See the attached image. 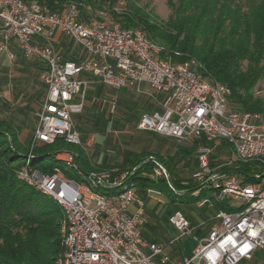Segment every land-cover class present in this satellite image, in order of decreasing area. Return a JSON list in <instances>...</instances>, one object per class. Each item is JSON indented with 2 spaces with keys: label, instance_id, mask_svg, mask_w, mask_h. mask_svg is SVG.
Returning <instances> with one entry per match:
<instances>
[{
  "label": "built area",
  "instance_id": "obj_1",
  "mask_svg": "<svg viewBox=\"0 0 264 264\" xmlns=\"http://www.w3.org/2000/svg\"><path fill=\"white\" fill-rule=\"evenodd\" d=\"M124 6L119 2L113 12L107 8L94 12L91 6L68 4L52 12L37 2L0 0V56L6 53L10 61L15 60L10 50L14 45L25 59L35 57L46 68L41 75L45 95L36 112L37 125L26 168L19 178L53 199L63 211L62 251L56 264L170 262L164 246L147 241L143 235L149 223L146 199L165 205L161 190L148 188L142 198L131 185L113 194V189L128 183L125 175L114 180L108 171L87 175L68 151L56 153L61 167H55L52 175L30 167L39 144L64 140L85 152L94 147L95 136L82 142L74 116L85 111L95 83L116 92L132 88L142 92L141 86L147 84L154 92L147 93L163 111L145 114L139 131L155 133L177 144L194 140L209 144L197 152L199 168L192 180L201 189L193 196L206 188L211 191V199L199 201L198 207L215 201L226 210H219L215 215L217 223L207 229L203 224L193 225L179 210L170 216L169 223L178 233L171 245L195 231H205L202 238L194 237L198 246L193 255L177 264H255L257 254L264 250V115L232 111L231 90L206 78L195 58L180 63L164 59L166 48L144 30L123 28L114 14L122 15ZM61 36L69 40L68 49L81 48L87 57L66 60L58 45ZM156 94L163 95V99L160 101ZM97 103L101 108L108 107L110 115L117 110L114 102L107 106L104 98ZM223 140L230 146L232 157L223 165L215 161L212 166L213 152L224 146ZM153 162L151 178L166 180L169 188L178 193L168 170ZM243 166L248 167L247 173L237 174ZM65 171L74 177H68ZM245 177L253 182L245 183ZM187 185L182 182V186ZM133 204L137 207L131 212Z\"/></svg>",
  "mask_w": 264,
  "mask_h": 264
},
{
  "label": "trees",
  "instance_id": "obj_2",
  "mask_svg": "<svg viewBox=\"0 0 264 264\" xmlns=\"http://www.w3.org/2000/svg\"><path fill=\"white\" fill-rule=\"evenodd\" d=\"M25 1L37 2L52 12L60 11L68 4L91 6L94 12L105 8L113 12V7L123 2L122 15L114 14L123 28L144 30L151 39L166 48L164 59L180 63L195 58L202 65L206 78L231 90L232 111L264 115V96L255 92L264 76V0H168L171 13L166 22L157 21L151 12L139 6L137 0ZM83 7L84 16L88 17ZM188 144L193 145L188 148L185 146ZM222 144L228 145L225 140ZM204 145L209 144L194 140L178 144L174 156L164 158L150 154L146 161L140 155L126 154L113 163L105 158L97 165L92 163L89 152L82 147L58 140L51 145L39 144L33 152L30 167L42 174L52 175L55 167H61V162L55 158L56 153L68 151L75 155L87 175L97 168L113 170L116 172L112 180L126 173L128 182H140L136 186L143 190H161L160 183L167 184L166 180L157 182L143 176L152 174L155 160L170 173V181L178 192L175 195L191 197L201 186L194 184L192 178L183 180L182 163ZM29 152L30 149L21 140V131L0 116V264H56L62 251L63 211L51 205L49 197L45 198L19 178L26 168ZM211 163L215 165L212 158ZM247 170L248 167L243 166L237 173H247ZM225 172L231 174L232 170ZM65 174L74 177L71 172L65 171ZM184 181L188 182L187 186H182ZM251 182L252 179L245 177V183ZM170 199L171 203L175 202ZM213 203L218 211L226 210L222 204ZM164 206L167 207L164 218L170 225L169 218L175 211H170L168 203ZM197 233L203 235L205 231L202 229Z\"/></svg>",
  "mask_w": 264,
  "mask_h": 264
},
{
  "label": "rangeland",
  "instance_id": "obj_3",
  "mask_svg": "<svg viewBox=\"0 0 264 264\" xmlns=\"http://www.w3.org/2000/svg\"><path fill=\"white\" fill-rule=\"evenodd\" d=\"M137 1L139 6L144 7L147 9V11L151 12V14L157 21L166 22L169 19L171 11L168 6V0ZM67 42L70 43L69 40H67ZM72 51L73 53H71ZM69 54V61H79L80 59L87 57V53H85L83 49L76 48L75 46L74 48L72 47ZM5 56V54L2 55L0 63V89H2V95L0 96V108L5 101L9 100V97L12 96V94L15 95L17 97V101L14 103V105H19V103H17L19 101L23 102V104L20 107L17 106L13 109L15 113L12 111V108L6 107L9 108L7 110L11 111L8 116L6 115V117L11 116L13 118L14 113L15 116L26 120L25 122L27 123V127L29 128L31 127V124L37 123L35 106L40 103L42 93L36 94L35 98L32 101L28 102L31 94L28 93L27 90L29 87L27 86L31 84H27V80L23 82L11 81L10 69H4L1 65ZM25 60L31 66H33L39 59L31 57ZM111 62L114 63L113 60H111ZM141 90L142 92H138L137 89L132 88L122 89L118 92L113 90L107 91L106 96H103L105 97L104 100L106 101L107 106L110 103L114 102L117 107V110L113 115H110L108 107H106L104 111H101V108L97 103L90 109L89 112H83L80 115L74 116L75 121L77 122V129L84 141H86L89 135H96V148L94 147V150L89 149L88 153L93 162H101L105 158H107L110 162H115L118 158H121L126 154L140 155L139 157L142 158V160L147 161L149 159L148 155L150 154H153L155 156L172 155V153L177 149L176 144L171 143L170 140L162 136L149 131L138 130V125L141 118L145 114L150 113L152 107L156 105L154 99L151 98V94L147 93H154L153 90L147 84L142 85ZM255 92L259 96H264V76L258 82L255 88ZM156 97L159 100H162L164 96L161 94H156ZM21 98H25V101L20 100ZM91 100L92 98L89 95L87 98V103H90ZM81 117L86 120V122H83ZM29 136H31V134H29ZM31 141L32 140L30 139L28 144H31ZM192 145L193 144H188L185 146L191 148ZM28 148H30V145L28 146ZM197 152H195V154L190 156L188 160L182 163L183 180H189L190 178H192V174L194 173V171L199 168L198 160L196 157ZM231 157V148L227 145L217 150L215 149L212 159L216 161V164L223 165L228 162ZM135 170H137V168ZM106 171V169L97 168L93 173H102ZM109 171L112 173L116 172L113 170ZM122 175L127 176L126 173L119 176ZM151 175L147 174L146 177L151 178ZM139 183L140 182L138 181H129L126 185L113 189L111 193L118 194L125 191L127 187L134 184V186L136 187L135 190H137L138 193L143 194L145 193L146 189L143 190L142 187L136 186L139 185ZM168 187L169 186H167V184L160 183V189L163 193V199L166 204L168 203L170 211H181L192 221L193 224L197 226L203 224V229H207L210 227V225L217 223L215 215L219 211L214 204H206L202 208L198 207L199 201L211 199L210 190L204 188L197 196L192 195L191 197H183L180 194L175 195V193L171 192ZM170 198H172V200H175V202L171 203ZM48 199L51 205L58 206V204L53 199ZM151 200L152 199L150 198L147 199L146 205L148 207V205L152 204L154 210L152 211V214H150V225L145 228L144 236L145 239L149 241L159 242L161 245L166 247L165 249L168 253L172 248V239L177 236L178 233L165 221L164 216L167 211V207ZM204 234L199 235L195 231L192 235L182 237L180 242L185 245L188 253L191 254L194 248L198 246V241H196L194 237L198 236L200 239L204 236ZM192 255H190L189 257H191ZM261 263H264V250L260 251L257 254V260L255 264Z\"/></svg>",
  "mask_w": 264,
  "mask_h": 264
},
{
  "label": "crops",
  "instance_id": "obj_4",
  "mask_svg": "<svg viewBox=\"0 0 264 264\" xmlns=\"http://www.w3.org/2000/svg\"><path fill=\"white\" fill-rule=\"evenodd\" d=\"M58 41H59V44H58L59 45V48L61 49L62 53L64 54L66 60H68V56L71 53H73V51H72L69 54V52H70V49H68L69 43L67 42V40L63 36L59 37V40ZM10 50L15 54V56H16L15 60L10 61L8 59V57H7V54L6 53H3L6 56L3 59L1 65H2V67L4 69H8V68L10 69V76H11V81L12 82H21V81L23 82V81H26L27 80V84H29V83L31 84V85L27 86V87H29L27 91H28L29 94H31L30 97H29V101L28 102L32 101L35 98V95L36 94L42 93L40 103H38L35 106L36 107V112H37L38 108L40 107V105L42 103V100L44 98V95H45V86H44L43 81L41 80V75L44 73V71L46 69L45 68V65L41 61L37 60L35 62L36 64H34L33 66H31L25 60V58L22 56V54L17 49V47H15L14 45H12V46H10ZM2 55L0 56V63H1V57H2ZM22 73H24V74H22ZM1 91H2V89H0V96L2 95ZM107 91H109V90H105L104 88H102L101 85H99L97 83L92 84L91 85V88H90V92H89V95L91 96L92 100L90 101V103H87V107H86L84 113L85 112H89L90 109L97 104L98 99L105 98L103 96H106V92ZM20 100L25 101V98H23V99L21 98ZM16 101H17V97L12 94V96L9 97V100L8 101H5L4 104H2V106L0 108V110H1L0 111V116L7 118L10 121V123L17 130H20L21 131V140L25 144V146L28 147L30 145V143L28 144V142H29L30 139L32 140L33 131H34L37 123L36 124H31V127L28 128L27 127V123L25 122L26 120L15 116V114H14L15 111H13V109L16 108L17 106L20 107L23 104V102L19 101V102H17V103H19V105H14V103ZM155 104L156 105L153 106L152 109L150 110V113L151 112H156V111L157 112H162L163 111V108L159 104H157V103H155ZM6 107L12 108V111L14 112L13 113V118L11 116L10 117H6V115L8 116L10 114V112H11V111L7 110L9 108H6ZM105 108H101V111H104ZM82 120H83V122H86V120H84L83 118H82ZM23 122H24V124H23ZM25 124H26V126H25ZM76 124H77V122H76ZM29 134H31V136H29ZM83 136H85V135H83ZM90 136H95V145H94V147L96 148V135L95 134L89 135L88 138L86 139V141H84L82 139V137H81L82 142L84 141L83 143L85 144L87 142V140L89 139ZM170 142L176 144V146L178 145L177 143H175V142H173L171 140H170ZM176 154H177V149L172 153V155H166V156H162V157L166 158L167 156H174ZM91 157H92V155H91ZM196 157H197V155H196ZM91 160H92V158H91ZM197 160H198V158H197ZM101 162H93V160H92V163L97 164V165L101 164ZM110 163H113V162H110ZM198 164H199V162H198ZM138 196L145 198V193H143V194L138 193ZM146 201H147V199H146ZM151 201L156 202L153 199ZM136 207L137 206L135 204H133L130 207V211L131 212L135 211L136 210ZM146 207H147V205H146ZM153 210H154V207H153L152 204L151 205H148V207L146 208V213H147V216H148V220H150V214H152V211ZM149 225H150V221H149V223H148V225L146 227H148ZM143 235H144V232H143ZM144 238H145V236H144ZM147 241H149V240H147ZM149 242H152V243L161 245L157 241H149ZM171 247L172 248H171V250H169L168 253H167V251L165 249L166 247H164V254H166V255H168L170 257V262H169L170 264H177L180 260H182L184 258H187L190 255H192V253L194 251L193 250L192 253L189 254L188 251H187V249H186V247H185V245L182 242H178L177 244L171 245Z\"/></svg>",
  "mask_w": 264,
  "mask_h": 264
},
{
  "label": "water",
  "instance_id": "obj_5",
  "mask_svg": "<svg viewBox=\"0 0 264 264\" xmlns=\"http://www.w3.org/2000/svg\"><path fill=\"white\" fill-rule=\"evenodd\" d=\"M77 162H78V160H77ZM79 163V162H78ZM80 165V164H79ZM81 166V165H80ZM238 174V173H237ZM244 173H239V175H243ZM129 179H127V181H128Z\"/></svg>",
  "mask_w": 264,
  "mask_h": 264
}]
</instances>
